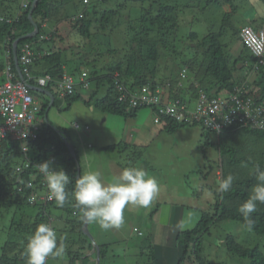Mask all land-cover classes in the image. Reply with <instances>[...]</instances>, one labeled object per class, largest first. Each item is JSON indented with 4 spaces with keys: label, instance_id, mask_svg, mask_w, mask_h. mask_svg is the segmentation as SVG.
<instances>
[{
    "label": "trees",
    "instance_id": "16d2710c",
    "mask_svg": "<svg viewBox=\"0 0 264 264\" xmlns=\"http://www.w3.org/2000/svg\"><path fill=\"white\" fill-rule=\"evenodd\" d=\"M105 1L108 0H98V3ZM194 1L131 0L128 4L119 3L113 8H101L95 3L90 11H86L82 0H38L32 13L33 20L39 26L38 34L34 38L19 40L18 47L24 42L34 41L33 46L38 52L34 68L37 66L38 73L50 74L54 79L64 72L66 64L71 67L70 71L73 73L79 71L80 66L90 68V73L95 75L97 81L90 100L86 101L80 95L67 96L64 110H68L74 102L84 100L103 113L133 118L138 115L141 108H150L152 113L157 114L158 108L163 106L162 101H167L168 98H178L184 102L196 98L199 90L209 94L223 90L232 92L236 86H241L244 98L258 97L257 101L261 103L264 100V55L263 62L258 63L255 55L240 42L239 30L241 25L248 22L259 28L264 24V16L259 20L243 19L245 23L232 22L229 17L236 12L234 7H237L231 4L233 0H203V3L198 4L209 5L212 1L221 4L223 1L229 5L230 10L223 11L224 15L221 16L218 29L210 30L199 38L196 31L181 33L182 23L187 20L186 12L190 7H200L193 3ZM262 1L264 3V0ZM68 4H72L71 11L67 9ZM1 10L0 16L4 19H0V72L4 67L5 58L12 60L11 49L14 40L33 30V24L27 16L28 9L15 17L13 14L6 15V10H10L9 6H4ZM80 10H84V15L74 21L72 27L83 39L82 51L87 53L85 46L90 47L88 44L94 36L102 37L101 46L106 45L107 49L98 53L99 50L92 44L91 53L96 57L100 54L105 58L115 53V58L111 57L109 61L101 62L103 65L99 64L101 67L97 65L100 58L91 60L88 55L76 52V48L80 47L78 42L79 46H58L63 39L54 32H50L47 38L38 40L41 34L46 33L42 29L44 21L69 20ZM121 14L127 18L128 38L123 40V46L119 48L122 55H117L119 49L109 47L108 44L114 29L121 25ZM9 17H14V21L7 22L6 18ZM228 30L231 32L230 35L227 34ZM232 37L237 41L230 47L229 53L228 47ZM55 38L58 39L57 45ZM44 43L50 45L44 48ZM247 50L250 52L249 58L245 56ZM68 51L72 58L64 59V53ZM255 64L256 68L253 67ZM52 82H49L47 88L51 87ZM127 87L133 89L137 95L141 94V88L145 87L147 93L157 101L155 103L137 101L135 105L126 109L123 106V99L119 97L124 94ZM44 101L41 103L40 116H43L48 108V102ZM55 102L56 100L52 105H55ZM167 118L169 124L165 128L168 132L179 127L199 124L203 137H207L209 133L216 135L215 148L219 152L220 164L216 162L215 165V182L218 187L219 181L231 174L234 177L233 186L228 192H217L210 183H205L204 187L213 193V199L211 197L208 203L204 201L202 209L193 207L194 213L197 214L195 222L187 224L185 228H177L179 231L166 248L155 249L151 244L158 228L157 224L151 221L147 225L149 227L141 230L132 229L133 236L129 234L131 237L122 239L123 243H118L119 250L122 251L116 252L114 241L99 243V264H227L225 261L229 255L249 258L250 264H264V255L258 246H245L237 241L233 234L222 235L219 232V224L227 220L245 225L244 217L238 208L259 183L254 175L255 166L259 165L264 170V124L262 126L247 124L243 127L233 125L218 135L200 120ZM35 131L37 138H28L27 155L23 154L18 144L11 140L4 142L0 148V217L4 213L12 215L5 230L6 239L1 246L0 264H26L24 249L27 238L40 223H47L55 229L58 245L67 244L62 257H53L61 261L55 263V259H51L50 264H95V260H91L89 255L92 243L83 230L84 222L79 219L78 210L72 207L75 203L72 192L78 178V170L64 140L65 136L70 139L69 134L65 128L57 130L45 121ZM127 146L124 142H119L106 149L123 150L122 147ZM75 149L79 160L76 146ZM49 153L57 158V163L61 165L60 169L69 175V183L66 185L68 198L63 207H58L54 200L39 198L43 193L44 179L37 169V163L46 161ZM26 158L30 164L23 170L20 183H17L15 164L27 162ZM217 167L220 174L216 172ZM199 173L200 178L203 177L205 180L209 178L208 172ZM30 180L32 184L26 185L25 183ZM16 185H21V188H16ZM30 194L35 195L33 202L28 198ZM170 205L172 219H178L185 208L192 209L183 202H174ZM26 207L33 208L34 212L27 213ZM252 219L254 225L250 231L264 235V204L258 203ZM179 220L180 218L177 221ZM90 228L96 229L95 223H88V229L91 231ZM211 236L220 237L213 242ZM211 244H217L216 261L212 258L213 253L209 251Z\"/></svg>",
    "mask_w": 264,
    "mask_h": 264
},
{
    "label": "rangeland",
    "instance_id": "374dc122",
    "mask_svg": "<svg viewBox=\"0 0 264 264\" xmlns=\"http://www.w3.org/2000/svg\"><path fill=\"white\" fill-rule=\"evenodd\" d=\"M94 3L96 2L99 7L101 8H113L116 7L119 3H130L131 0H108L103 2H99L98 0H92ZM124 1V2H123ZM192 2V0H189ZM9 0H0V8L2 5H6ZM198 2L203 3V0H195L193 3H197L200 7H190L189 10L186 12L185 16L187 18L186 21L182 23V31L181 33L186 32V34L189 31H196L198 33L199 38H202L204 35H206L210 30H216L218 29L221 21V16L224 15L223 11H229L230 7L227 4H224L223 1L221 4L209 3V5H203L198 4ZM231 4H234L237 7L236 12L232 15V17L229 19L234 22L238 21L237 23H245V19H248L251 21L252 19H260L264 16V3L262 0H233ZM68 10H72V4L66 5ZM131 18L133 17V13H131ZM121 25L116 27L111 34V39L109 40V47L113 48H121L123 46V40L125 41L128 38V31H127V18L121 14ZM129 16V15H128ZM214 19H217L215 21ZM244 19V20H243ZM115 20L117 21L116 17ZM251 25H253L251 22H248ZM61 33H62V46H71V45H78L80 44V47L76 48V52H81L80 54L88 55L91 57L90 59L94 58H100L97 65L101 67L103 61L107 60L109 61L111 57L115 58V53L113 56L108 55L109 57H104L102 55L95 56L92 52V44L94 45L95 49H98V53L105 51L106 45H103L100 40H102V37H92V41L88 46L86 47L87 53L83 50L84 45L83 39H81V36L76 33L75 29L72 27L71 23L69 21H62L60 27H59ZM227 34H231V32L228 30ZM105 37V36H104ZM86 41V40H85ZM223 41H225L223 39ZM237 39L235 37H232V40H230V44L228 47V51L230 53V47H233L236 43ZM78 42V43H77ZM226 42V41H225ZM79 46V45H78ZM120 50V49H119ZM116 53L117 55H122L121 50ZM69 52V51H68ZM84 52V53H83ZM247 58L250 56V52L247 50V53L245 54ZM101 64V65H99ZM103 66V65H102ZM84 67V66H83ZM85 69H90L86 68ZM79 70H81V66L79 67ZM91 77H94V74L90 73ZM53 92L55 93L56 102L55 105H52L49 107V110L47 111V119L52 123V126H54L56 129L65 128L67 130V134H69V138L73 140V143L75 144L78 153L81 152V150L84 152L86 147V143L80 141L79 135H82L81 132H84L85 134L88 133L89 130L85 129H75V123H79L81 125H84L85 121H90L91 118H88L87 115H91V112L89 109H92L90 106L85 105L81 100H78V102H74L72 107L68 110H64V106L66 105V100L64 98L59 97L58 92L54 86H52ZM145 93L142 91V93L137 96L136 92L132 89H129L128 87L124 90L123 94V106L127 109V107L132 106L135 102L140 100V97H142V94ZM189 97V96H188ZM40 100L44 101L46 98L43 95L39 98ZM48 102V101H47ZM193 101L188 100V106H192ZM146 108H141L138 112V115L134 120L138 119L140 117L141 110ZM93 110V109H92ZM92 117V115H91ZM152 119V116H151ZM154 119V118H153ZM131 120V119H128ZM94 122L91 123V127ZM157 126V125H156ZM192 131L189 132L188 129H176L174 132H166V131H157L153 133L154 136H152V141L148 149L143 151V154H140V156L133 157L131 154V149L128 150H120V152H117V155H119V159L124 160L121 161L123 164L122 167L119 166H113L109 162H106L105 165L110 169L111 172H114L115 168H117L116 176L120 174L123 168L125 167H137V161L140 159L142 161L149 160L151 162V176L155 177L158 181L160 191L158 195L155 197V200L161 199L162 201L169 203L174 202H180L184 203V205H187L189 208L188 213V222L193 223L195 222L196 217H194L191 220V214H193L194 210L193 207L202 209L204 205V201L206 203L209 202V200L213 199V193L210 192L209 189L204 187L205 183H210L213 187L217 188V184L215 182V170H216V160L218 157V151L215 148V134L209 133L207 137H203L202 131L199 124L192 126ZM144 132H147V126L143 128ZM187 132L186 134L184 132ZM138 149V148H137ZM80 151V152H79ZM148 156V157H147ZM98 161V159H97ZM139 168H144V165L139 166ZM155 170L158 171V174L155 172ZM202 173L208 172V179L205 180L203 177L200 178V171ZM85 171V170H84ZM87 172V169L84 173ZM150 172V171H149ZM112 174V175H113ZM204 188V189H203ZM174 192V193H173ZM181 194H180V193ZM208 193H211L210 195ZM27 213H33L34 209L26 207L25 208ZM141 207H137L135 205H128L126 206L124 210V223L119 228H112L111 232L107 230L109 233L106 238L108 240H113L116 242L115 246L117 249H119L118 243H123L121 241L123 237H131L133 236L134 231L132 230L133 224H137L140 226L141 229H144L148 224H150V220L143 221V215L140 214ZM165 209L164 205H161L159 208V211L162 212ZM139 212V213H138ZM158 213V212H157ZM170 214V212L166 213ZM154 215H157L156 213ZM160 215V214H159ZM158 215V218H159ZM172 215V214H171ZM190 215V216H189ZM194 215H197L194 213ZM170 216V215H169ZM12 215L11 213H4L0 217V253H1V246L3 245L7 232L5 230L7 229L9 220L11 219ZM140 219V220H139ZM172 217H169L168 224H171ZM157 226H161L160 219L155 222ZM95 240L97 241L96 233L94 228H90ZM102 232H105L104 230H101ZM219 232L222 235H226L227 233L233 234L237 241L242 243L245 246L253 247L258 246L259 250L264 255V235L256 234L252 231H250L245 225H243L240 222H235L231 220H227L219 224ZM64 232L62 233V235ZM131 234L130 236H128ZM167 235L168 238H166V241L170 240V242L173 241L175 236L173 235V230L171 228L167 229ZM136 237V236H134ZM220 236H211V240L213 242H216V240ZM90 239V238H89ZM137 239V238H135ZM64 248L67 247V244H64ZM169 245V242L167 246ZM217 245V244H216ZM216 245L211 244L209 247V251L213 253V259L216 261ZM224 249H222V252ZM118 252V251H116ZM92 257H95V254H91ZM51 259H55L53 257H50L48 259V264H50ZM57 261L61 260H54L56 263ZM58 262V263H59ZM227 264H250L249 258H239L236 256H230L227 261H225Z\"/></svg>",
    "mask_w": 264,
    "mask_h": 264
},
{
    "label": "clouds",
    "instance_id": "9594fccd",
    "mask_svg": "<svg viewBox=\"0 0 264 264\" xmlns=\"http://www.w3.org/2000/svg\"><path fill=\"white\" fill-rule=\"evenodd\" d=\"M33 1L34 0H28V3L26 6L23 5V0H21V2H20V5H21V8L23 9V12L28 9L27 16H28V13H29V10L32 6ZM82 2L85 5L84 8L86 9V11H90L92 6L96 3V2L94 3L92 0H88V2H84V0H82ZM37 3H38V1H37ZM36 5H35V7H36ZM79 14H82V15L80 17H78L77 19H75L74 17L79 15ZM83 15H84V10H80L79 12L74 13L71 16V18H69V20L62 19L60 21H63V20L69 21L72 25V23L74 21L80 19ZM0 19L3 20L4 17L0 16ZM14 19H15L14 17L13 18L9 17V18H6V21L12 22V21H14ZM32 20H33V18H32ZM60 21L53 22V23H58ZM45 23L47 24L48 21H44L42 23V29H44L46 31V33L41 34L39 36L38 40H41L43 38H47L49 33L51 32L45 28ZM49 23H52V22H49ZM243 26H251L255 30H258L262 27V26H260L259 28H255L250 23H246V24L240 26V30ZM37 27H38V29H37L36 33H34L33 35H31L27 38H34L38 34V31H39L38 24H37ZM240 30H239V36H240ZM31 32H33V30ZM53 32L56 34L59 33V31H57V30H55ZM239 38H240V42L242 44H244L242 39H241V36ZM24 43H27V42H24ZM28 43L32 46V49H33V52L35 55V60L29 67L30 75H31L30 78L25 77L21 73V68H20V64L18 61L19 51H17L20 49V47H18V43L16 45V54H17L18 66H16V64H15V61L13 59V54H12V60L13 61L9 59L12 63V68H13L12 72H14L15 75L18 76L20 79L28 82V84L30 85L31 93L33 94V97L37 100V104L39 107L38 112H37L39 125H41V123L45 121L46 124H49L52 126V123L48 119H45L44 115H45V113L47 114L49 107L52 106L53 101L56 100L55 93L51 90V88H47V85L49 84V82H51V81L54 82L55 79L52 78L51 75H44V76H40V77H35L34 74H32V69L34 68V63L36 62L38 52L35 50V48L33 46L34 41H28ZM247 48L250 50V48L248 46H247ZM11 52H12V49H11ZM255 66H257V65H254L253 67L256 68ZM4 70H5V62H4V67H3L2 71L0 72L1 73L0 85L3 84L5 81ZM83 71L86 72V79L89 80L90 85H89V87H81V85L79 84V88L80 89H82V88L89 89L91 87V84H93L94 80H96V78H95V75H94V77L90 76V71L88 69H85L84 67L81 68V70L77 71L76 73H73V75H74L73 77L75 78V80L78 81L80 76H81V72H83ZM63 73H65V71L62 72L58 77L61 78V75ZM249 74H251V72ZM40 78H45L46 82L44 85H40V82H39ZM247 78H249L248 75H247ZM247 78H246V80L248 81ZM34 79L37 82V84L34 82ZM30 81L33 83H31ZM52 86H54V85H52ZM33 87L47 88L54 96L52 102L50 103V98L46 93L41 92V91H35L33 89ZM54 87L56 88V86H54ZM241 89H242L241 86L240 87L236 86L234 91L241 90ZM200 91H203V90H199V93H200ZM203 92H205V91H203ZM199 93L196 96V98L192 99L193 104L191 107L188 106L189 108H191V109L195 108L196 103H197V98H199ZM229 93H231V92L223 90L221 92L213 91L212 94H209V93H206V94L209 97H214V96L224 97ZM43 95L46 98L44 102L48 101V108H47L46 112L44 113V115L40 116L39 111L41 109L42 100H40L39 98L42 97ZM75 95L81 96V92L79 91V93H76L73 95H67V96H75ZM67 96L61 97V98L65 99ZM173 99H178V98H173ZM173 99L171 98L169 100H173ZM257 99H258V97L253 99L255 104L260 103L257 101ZM179 100H181V99H179ZM184 102L187 104L188 100H186ZM262 102H264V100H262ZM153 114H154V118H155V123L157 122V124H159L163 119H159V117H160L159 113H157V114L153 113ZM231 118H232L231 122L224 124L221 128H219V129L210 128V129L212 131L217 132L219 135L233 125L235 127L245 126V124L243 122L241 123V121L239 120V117L234 116ZM168 121H165V123L168 124ZM0 122H2V121L0 120ZM162 122H164V120ZM85 126H87V125H85V124L81 125L79 123H75L74 128L75 129H79V128L83 129ZM52 127H54V126H52ZM57 130H60V129H57ZM7 140H11L12 142H16L19 146L18 141L14 140L11 137L10 132H8L6 134V136L0 140V148L3 147V143L6 142ZM64 140L66 142V145H67V141L73 145L74 151L76 153V149H75L73 142L70 139H68L66 136L64 137ZM81 141L83 142V139H81ZM51 157L53 158V161L51 162V164H52L51 166H50V163L48 161H44V162H41L37 165V169H38L39 173L42 174L43 179H44L45 183L47 184V188H48V192H49V199L54 200L58 207H63L66 203L67 198H68V193L66 192V185L69 183V175H67L63 169H60L61 165L57 163V158L56 157L54 158L53 155L51 153H49L48 159ZM76 157H77V153H76ZM77 160H78V157H77ZM216 162H218V164H220L219 152H218V157H217ZM78 163H79V175L77 172L78 178L76 179L75 188L72 192V196L74 197L75 203L72 205V207L74 209L78 210L79 219L83 222H87V229L83 228V230L85 231V233L87 230L89 232V235H91L93 238V241L90 239V241L92 243V248L89 251V255L91 257V260H95V264L97 261L99 264L100 252H99L98 260L96 257V253H97L96 246H98V250H99V243L95 240L93 233L88 229V223H95L101 229H104V230H108L111 228H119L124 223V210H125L126 206L135 205V206L141 207V208L149 207L151 205V203L153 202L154 198L158 195L160 188H159V184H158V181L156 180V178L149 176L148 173L143 168L125 167L122 169V171L120 172V174L118 176H115L112 179V181L110 183H105L104 181L101 180L100 174L98 172H88V173H85V174L80 176V172H81L80 171L81 170L80 165L81 164H80L79 160H78ZM18 164H20V163L19 162L16 163L15 167ZM76 168H77V165H76ZM77 170H78V168H77ZM216 172L218 174H220V169L218 168ZM254 175H255L256 180L259 183H257L254 186L250 196L238 208V211L244 217L245 226L249 230L254 225V221L252 219V214L257 211L258 203L264 204V170H262L259 167V165H256L254 168ZM233 181H234V177L231 174H229L224 179L219 181L218 187L216 188V191L217 192H228L233 186ZM208 194L210 195L211 193H208ZM179 227H183V225H179ZM133 229L141 230V228L137 227V225ZM93 242L96 245L93 244ZM64 251H65L64 245L62 243L58 245L57 235H56L55 229L47 223H40L39 225L36 226L33 233L27 238V243H26L25 249H24V254L26 256V264H46V261L49 259L50 256L56 257V258L62 257L64 254ZM91 254H95V257H92Z\"/></svg>",
    "mask_w": 264,
    "mask_h": 264
},
{
    "label": "built area",
    "instance_id": "2783aa9c",
    "mask_svg": "<svg viewBox=\"0 0 264 264\" xmlns=\"http://www.w3.org/2000/svg\"><path fill=\"white\" fill-rule=\"evenodd\" d=\"M84 2H88V0H84ZM27 3L28 0H23L24 6H26ZM81 15L82 14H79L74 18L77 19ZM240 36L243 43L248 46L257 57L258 63H262L264 55V25L258 30H255L251 26H243L240 30ZM7 56H9V54H7ZM34 60L35 55L32 46L28 42L22 44L19 49L18 61L21 73L27 78L31 76L29 67ZM12 70L11 61L5 58V81L0 85V120L2 121L0 122V140L10 132L11 137L18 141L21 152L27 155L29 150L28 138H37L35 130L39 125L37 117L39 107L37 100L31 93L28 82L20 79ZM39 82L40 85H44L46 80L45 78H40ZM79 84L81 87H89L90 85L89 80L86 79L85 71L81 72L78 81L75 80L71 74L63 73L56 86V90L60 97L73 95L79 93ZM142 91L145 93L142 94L139 101L153 103L157 101L155 97L147 93L145 87L141 88L140 92L142 93ZM122 96L123 94L119 99H124ZM162 103L163 106L158 108V111L159 115H161L159 119H163L164 122L168 121L167 117L176 119L186 118L187 120L196 119L200 120L206 127L219 129L224 124L230 123L232 120L231 117L237 116L241 123L243 122L245 125L253 124L255 126H262L264 124V102L255 104L251 97L244 98L241 90L233 91L224 97H209L205 92L200 91L196 106L192 109L179 99H168L167 101H162ZM135 104L136 102L133 105ZM162 116H165V118ZM26 159L27 162H21L15 167L17 183H20L19 179L23 170L30 164L28 158ZM46 161H48L51 166L53 158L51 157ZM38 164L39 163H37V165ZM34 177L35 175L32 176L33 179ZM25 184L30 185L32 182L30 180ZM42 184L44 185L43 193L39 198L50 200L47 184L44 180ZM16 188L20 189L21 185H16ZM34 197V194L28 196L30 202L34 201Z\"/></svg>",
    "mask_w": 264,
    "mask_h": 264
},
{
    "label": "crops",
    "instance_id": "0c3cea01",
    "mask_svg": "<svg viewBox=\"0 0 264 264\" xmlns=\"http://www.w3.org/2000/svg\"><path fill=\"white\" fill-rule=\"evenodd\" d=\"M9 1L10 2H8L6 5L1 6L0 13L2 12L1 9L4 6L6 7L9 6V9H10V10H6L7 11L6 15L13 14L15 17L16 15L23 13V9L21 8V5H20L21 0H9ZM61 23L62 21L58 23L48 22L47 24L45 23V28L51 32L57 30L59 31L57 35H62L61 31L59 30ZM54 40L57 45L56 40L58 41V39L55 38ZM50 44L44 43L43 47L46 48L45 46L48 47ZM58 46H62L61 43ZM64 55H65L64 59L72 58L69 52H65ZM70 69L71 67H68V65L66 64L65 69H64L65 73H69L72 76H74L73 72H71ZM38 70L39 68L37 66L32 69V74H34L35 77L50 75V74L41 75L40 73H38L39 72ZM59 81H60V78L58 77L51 84L50 88L52 91H53L52 85L57 86ZM34 82L37 84L35 79H34ZM96 85H97V81L94 80L93 84H91V87L89 89L79 88V91L81 92V97L87 101L89 97L91 96V93L95 90ZM102 91L103 89L100 90L101 93ZM84 100H82V102L85 105L90 106L93 110L89 109L92 117L91 115H87L88 118H91V122L85 121L84 123L87 126H85L83 129L89 130L88 133L85 134L84 132H81L82 135H79L80 141L81 139H83V142L86 143L85 145L86 147H84L85 151L84 152L82 150L81 152L79 151L80 152L79 162L81 164L80 171H82L81 175L85 174L84 172L86 171V169H87L86 173L98 172L100 174L102 181H104L105 183H110L112 179L116 176V174H113V173L114 172L117 173L118 170L117 168H115L114 172H111L110 169L105 165V163L109 162L113 166L122 167L123 164L121 163V161L124 162V160L123 158L122 160L119 159V155H117V152H120V150L118 148L117 149L115 148L113 150L112 149L109 150L106 148H109L115 143L124 142L128 146L122 147V148L124 150L131 149V154L133 155V157H137V156H140V154H143V151L146 152V150L148 149L147 147H149L151 144L152 136H154L153 133L157 131H162V130L168 132L165 127L169 123L167 124L165 122H162L163 120L159 124H157V122L155 123L154 114L152 113L150 108L141 110L140 117L134 120L135 118H127L121 115L103 113L100 110L95 109L91 104H87L86 102H84ZM72 105L70 106V108L72 107ZM151 116H152V119H151ZM128 119H131V120H128ZM92 122L94 123L91 127L90 125ZM146 126H147V132L142 131L143 128ZM179 128L183 130L188 129L189 132H191L193 129L192 126L190 125L188 127L186 126V127H179ZM175 130L171 132H174ZM187 132L185 131L184 133L186 134ZM142 165H144V168H146L145 171L148 173V175L151 176L150 174L151 173V170H150L151 162L149 160L142 161L139 159L137 161V167L139 168V166H142ZM155 172L157 173V175H159L157 170H155ZM168 202L162 201L161 199L155 200L154 198L153 202L151 203L149 207L141 208L139 211L140 214L143 215L142 220L144 222L147 220L157 222L159 219L161 221V226L160 227L158 226V228H156L155 235L152 238L153 241L151 244H153L155 249L158 247H161V248L167 247V244L170 241V240L166 241V238H168V235H167L168 228H171L173 230V235L175 236L176 232L179 231V230H176L177 228L181 229L187 226L188 214H186V212L188 213V209L186 208L180 214L179 221H177L179 219L178 218V219H172L171 224L167 223L169 221V217H170L169 215H171V214H166L170 212L171 210V205H170L171 203L168 204ZM161 205L165 206V209L162 212L159 211V208L161 207ZM155 213L157 215H154ZM158 215H159V218H158ZM191 215L192 216L190 218L192 220L195 217L194 212ZM178 224L183 225V227H179ZM136 225L137 224H133V226H136ZM95 226H96V229L94 231L96 233L98 243L109 242V241L113 242V240H108L105 236V235L108 236L111 233H109L107 230L101 229L97 224H95ZM138 227L140 226L138 225ZM111 229H108V230L111 232ZM101 230H104L105 232H102ZM126 238L128 237L127 236L123 237V239H126ZM116 251H122V249L120 250L116 249Z\"/></svg>",
    "mask_w": 264,
    "mask_h": 264
},
{
    "label": "water",
    "instance_id": "95a60500",
    "mask_svg": "<svg viewBox=\"0 0 264 264\" xmlns=\"http://www.w3.org/2000/svg\"><path fill=\"white\" fill-rule=\"evenodd\" d=\"M37 1H38V0H34V1H33L32 6H31V8H30V10H29V13H28V17L30 18V20H31V22H32V24H33V27H34L33 32H31V33H29V34H27V35H24V36L18 37V38L13 42V45H12V54H13V59H14V61H15L16 66H18V63H17V54H16V45H17L18 41L21 40V39H23V38H27V37L33 35L34 33H36V31H37V29H38L37 24L32 20V12H33V9H34L35 5L37 4ZM33 89H34L35 91H41V92L46 93V94L49 96V98H50V103L52 102L54 96H53V94H52L47 88H44V87H38V88H37V87H33ZM44 117H45V119H47V114H46V113H45ZM67 146H68V148H69V151H70L71 155L73 156V158H74V160H75V163H76L77 168H78V175H79V163H78V160H77V157H76V153H75V151H74V147H73V145H72L70 142H68V141H67ZM83 228H84V229H87V222H84V223H83ZM86 233L89 235V232H88L87 230H86ZM89 237H90V239L93 241L92 236L89 235ZM93 244H95V243L93 242ZM95 245H96V244H95ZM96 248H97L96 257H97V260H98V258H99V250H98V246H96ZM96 264H98V261L96 262Z\"/></svg>",
    "mask_w": 264,
    "mask_h": 264
}]
</instances>
